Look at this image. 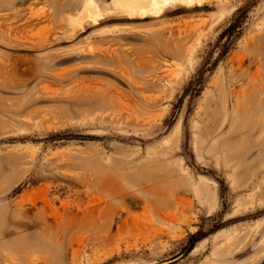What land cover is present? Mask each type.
Returning a JSON list of instances; mask_svg holds the SVG:
<instances>
[{
  "label": "rangeland",
  "instance_id": "obj_1",
  "mask_svg": "<svg viewBox=\"0 0 264 264\" xmlns=\"http://www.w3.org/2000/svg\"><path fill=\"white\" fill-rule=\"evenodd\" d=\"M120 1L0 0V264H264V0Z\"/></svg>",
  "mask_w": 264,
  "mask_h": 264
},
{
  "label": "bare ground",
  "instance_id": "obj_2",
  "mask_svg": "<svg viewBox=\"0 0 264 264\" xmlns=\"http://www.w3.org/2000/svg\"><path fill=\"white\" fill-rule=\"evenodd\" d=\"M120 1V0H119ZM123 6L125 8L136 9L140 12L144 11H154L160 12L163 8L168 5L167 0H123ZM202 0H175L173 3H183V4H196L200 3Z\"/></svg>",
  "mask_w": 264,
  "mask_h": 264
},
{
  "label": "water",
  "instance_id": "obj_3",
  "mask_svg": "<svg viewBox=\"0 0 264 264\" xmlns=\"http://www.w3.org/2000/svg\"><path fill=\"white\" fill-rule=\"evenodd\" d=\"M177 258H178V257H176V258H173V259H170V260H165V261H163V262H160V263H158V264H169V263H171V262L175 261Z\"/></svg>",
  "mask_w": 264,
  "mask_h": 264
}]
</instances>
